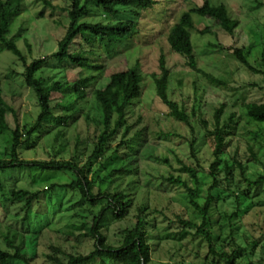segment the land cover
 <instances>
[{
    "label": "rangeland",
    "instance_id": "1",
    "mask_svg": "<svg viewBox=\"0 0 264 264\" xmlns=\"http://www.w3.org/2000/svg\"><path fill=\"white\" fill-rule=\"evenodd\" d=\"M47 1L51 4L45 0H23L22 12L13 20L7 35L14 38L27 64L55 52L69 23L66 11L69 2ZM204 1L158 0L151 9L141 10L137 33L115 47L98 39H93L92 43L80 40L85 56L103 66L95 88L103 87L112 72L133 65H138L144 75L142 94L127 113L130 130L126 135L123 129L119 130L110 140L111 150L92 162L88 176H95V192L97 188L101 191L117 189L132 199L131 208L123 219L116 220L111 212L107 213L102 232L108 244L119 246L123 231L134 227L137 216L141 215L146 221L151 264H226L230 259L232 264H264V122L252 120L244 108L249 102H264V78L248 71L234 54V49L245 46L249 49L251 65L264 70V0H209L215 5L224 4L230 18L237 21L233 35L214 19L192 14L196 28L190 30V37L196 63L212 75L214 81L191 70L184 57L170 49L166 39L169 26L182 11L191 10ZM129 19H135L129 10L108 17L100 8L91 6L89 14L81 21L107 23ZM161 51L170 70L169 98L185 109L188 122L172 117L168 106L156 93L150 74L160 73ZM24 70L25 62L0 48L1 89L10 108L5 111L0 106V120L5 117L13 128L17 119L22 133L40 113L36 93L25 84ZM85 75L86 71L81 72L80 67L67 59H49L37 73L47 82L60 80L70 84ZM59 97L55 93L53 103ZM91 105L88 95L86 102H79L80 110L74 118L61 125H46L44 132L33 136V143L21 146L20 158L75 159L82 166L102 130ZM218 109H221L220 126L229 125L231 133L220 155L216 188L211 192L213 202L206 226L212 236L213 251H210L207 240L195 235L196 227L202 222L201 214L190 205L185 189L164 177L180 176L195 187L190 174L182 169L183 166L193 167L199 180L196 201L201 206L205 203L208 188L214 181L210 166L215 160L213 131ZM9 140L8 131L0 132V158L9 157ZM122 140L128 143L110 157ZM192 140H195L193 149ZM129 155L135 156L128 165L132 172L123 170L120 174L118 169ZM111 172L113 176L109 175ZM261 177L263 181L257 186L248 185L244 179L255 181ZM71 179L69 173L35 169L0 172V247L14 251L6 240L14 238L15 245L25 250L31 264H53L50 256L89 252L93 239L83 234L92 223V214L106 200L90 204L77 190L49 188ZM14 189L46 192L29 209L24 201L13 202L7 198ZM25 217L30 224L27 225ZM182 220L190 223L183 226ZM72 224L77 229L74 233L66 232ZM182 230L187 234L182 235ZM35 232L38 234L30 244V236ZM11 264L23 262L16 260ZM89 264H100V261Z\"/></svg>",
    "mask_w": 264,
    "mask_h": 264
},
{
    "label": "trees",
    "instance_id": "2",
    "mask_svg": "<svg viewBox=\"0 0 264 264\" xmlns=\"http://www.w3.org/2000/svg\"><path fill=\"white\" fill-rule=\"evenodd\" d=\"M69 6L66 8L69 23L65 34L58 41V48L52 54L36 58L30 63H26L25 57L14 42V38H9L8 32L13 20L22 12L23 0H0V48H5L13 53L17 58L25 62V70L23 72L25 84L32 88L36 93L40 113L35 122L24 127L22 133L20 125L16 119L13 128L9 126L5 117L0 120V132H9L10 140L8 145V158H0V172L13 169H35L40 171L64 172L69 173L72 179L68 183L52 184L50 189L56 187L69 188L77 190L90 204L97 201L106 200L100 209L93 213L92 223L86 227L84 236L93 239V248L87 253H67L63 257L50 256L53 264H89L94 260H99L100 264H151V248L148 243V232L146 230V221L139 215L134 227L123 231V240L119 246L108 244L105 234L102 232L103 221L108 212L116 220L123 219L131 208L132 199L124 191L109 188L101 191L97 188L95 192V176H88L91 171L93 161L105 157L106 153L111 150L110 140L113 139L120 129H123V135L130 130L127 121V113L129 108L134 104L135 99H139L142 94L144 75L138 65L114 71L110 74L108 82L103 87L95 88V84L99 79L103 70L101 64L91 62L83 50L80 40L86 43H92L93 39H98L109 47H115L120 42L128 40L138 31V18L142 9H151L158 3V0H67ZM45 2L50 5L47 0ZM91 6L98 7L103 14L108 17H115L123 11H131L135 19L102 22H82V18L86 17ZM192 14L199 17H208L214 19L227 33L234 34L237 27V21L230 18L228 10L224 4H212L209 0H205L202 4L197 5L191 10H183L179 18L169 26L166 32V39L170 49L184 57L186 65L196 73H201L205 77L215 78L197 66L194 48L191 42L190 30L196 28ZM205 32V31H200ZM76 46V47H75ZM249 49L245 46L234 49L235 57L250 72L261 74L264 78V70H258L251 65L248 58ZM49 59L64 61L67 59L69 63L80 67V71H86L87 75L75 80L72 84L68 81L50 80L47 82L45 78L37 76L42 66ZM160 73H151L155 90L161 101L168 106L170 115L178 120L187 121L188 115L184 108L179 107L176 101L169 98L168 84L170 70L166 65V58L161 51L159 55ZM57 93L60 95L59 100L53 103V96ZM88 95L91 98V108L96 112V122L102 125V130L96 138V144L88 156V160L82 166L78 165L75 159L71 160H55V159H22L19 151L22 145L33 143V136L38 137L40 132H44L46 125H61L67 120L74 118L77 110H80L79 102L87 100ZM0 106L7 105L4 101L1 89L0 77ZM98 107V108H97ZM244 108L248 117L257 122H264V102H249L244 104ZM59 110L58 112H55ZM67 113L63 114V111ZM10 111V110H9ZM14 112V111H13ZM221 109L215 113V129L214 136V155L215 160L210 166V174L214 178L213 183L208 188L209 194L205 203L201 206L196 197L199 190V180L197 172L193 167L183 166V170L190 174V178L195 182V187L190 186L187 180H183L180 176L168 175L164 177L171 184L183 187L188 195L190 205L196 209L202 216V222L196 227L195 235L202 236L209 243V250L212 249V236L206 229L208 225V216L213 197L211 192L217 185V168L220 163V155L227 146V137L231 133L229 125L219 124ZM87 114V113H86ZM87 116V115H86ZM88 118V117H87ZM24 136V139L22 137ZM128 141L122 140L115 146L110 155H116L122 145ZM191 148H194L195 140L191 141ZM135 160L134 155H129L125 159L124 165L118 172L121 174L123 170H129V161ZM242 173L244 171L242 170ZM113 176V172L109 174ZM248 185H260L263 181L262 177L255 181L244 178ZM102 181V179L100 178ZM1 186V184H0ZM46 192L45 190L29 191L27 189H14L10 191L9 200L13 202L24 201L27 208H31L34 201H38L40 196ZM42 216H45L43 213ZM234 215L230 217L233 218ZM27 225L30 224L28 217H25ZM183 226L190 222L181 221ZM77 229L75 224L69 226L66 232L74 233ZM40 231V230H39ZM38 231V232H39ZM38 232L30 236V244H33ZM182 235H186L187 231L182 230ZM7 244L14 251L2 249L0 247V264H11L13 261L19 260L23 264H31V259L22 249L14 243V238L7 239ZM226 264H232L231 259Z\"/></svg>",
    "mask_w": 264,
    "mask_h": 264
}]
</instances>
